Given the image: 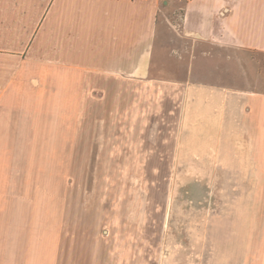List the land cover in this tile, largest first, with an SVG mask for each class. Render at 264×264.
<instances>
[{"label": "rangeland", "instance_id": "1", "mask_svg": "<svg viewBox=\"0 0 264 264\" xmlns=\"http://www.w3.org/2000/svg\"><path fill=\"white\" fill-rule=\"evenodd\" d=\"M170 20L143 81L82 71L93 86L75 96L68 82L56 95L50 83L42 97L13 98L3 111L0 264H239V256L249 264V204L264 200V165L256 191L234 136L221 154L217 135L202 152L200 132L187 135L184 88L170 81L189 73L227 96L264 93V56L215 51L202 70L196 48L188 68L187 43L172 40L181 10ZM39 77L31 73V88Z\"/></svg>", "mask_w": 264, "mask_h": 264}, {"label": "crops", "instance_id": "2", "mask_svg": "<svg viewBox=\"0 0 264 264\" xmlns=\"http://www.w3.org/2000/svg\"><path fill=\"white\" fill-rule=\"evenodd\" d=\"M159 1L0 0V116L15 104L13 98L23 97L30 104L34 96L44 95L50 83L57 89L55 95L66 82L71 96L82 84L93 86L90 78H82V71L104 74L106 82L118 76L123 82L143 81L151 56L162 48L157 36L162 26H173L170 15L177 10H181L180 30L172 40L187 43L188 68L196 48L202 70L215 51L264 56V0H162L167 3L162 11ZM159 64L163 66L157 60L156 67ZM37 72L40 85L33 89L28 79ZM170 82L184 88L183 105L187 103V119L192 122L187 135L200 132L202 152L207 155L209 145L217 140L212 142L211 136H218L220 154L223 140L234 136L239 148L233 154L249 160L257 191V169L264 165V93L227 96L225 86L193 81L189 73L187 80ZM260 199L261 205L257 200L249 204V264H264V223L259 225L264 200ZM236 222L234 231L242 227ZM238 245H243L240 236ZM236 259L242 264L241 256Z\"/></svg>", "mask_w": 264, "mask_h": 264}]
</instances>
